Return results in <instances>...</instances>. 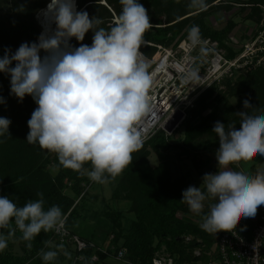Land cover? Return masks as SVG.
Returning <instances> with one entry per match:
<instances>
[{
    "label": "clouds",
    "instance_id": "1",
    "mask_svg": "<svg viewBox=\"0 0 264 264\" xmlns=\"http://www.w3.org/2000/svg\"><path fill=\"white\" fill-rule=\"evenodd\" d=\"M119 4L120 13L105 28L101 18L77 11L75 0H50L38 14L43 31L37 40L22 43L15 52L6 48L0 58V74L10 77V95L18 102L31 97L36 104L26 142L55 154L60 167L101 185L133 163V153L143 146L138 124L150 107V62L141 47L153 27L151 17L140 0ZM193 4L203 7L204 0ZM24 9L20 5L18 11ZM89 32L91 45L81 43ZM188 38L193 48L201 43L198 26L188 29ZM185 79L201 77L192 68ZM235 116L239 127L217 121L212 128L219 142L217 171L205 174L200 187L185 189L180 200L192 214H203L201 230L212 235L231 232L241 218H254L264 206V168L252 173L230 167L255 155L264 157V110L246 98ZM10 124L0 117V138L11 137ZM38 196L23 206L0 196V253L17 231L29 250L41 232H61L62 209H46L43 194ZM38 255L43 264H56L58 251Z\"/></svg>",
    "mask_w": 264,
    "mask_h": 264
},
{
    "label": "trees",
    "instance_id": "2",
    "mask_svg": "<svg viewBox=\"0 0 264 264\" xmlns=\"http://www.w3.org/2000/svg\"><path fill=\"white\" fill-rule=\"evenodd\" d=\"M217 1L204 0V6L200 8L201 12L191 15L190 9L183 0H140L148 10L153 24V27L145 33L144 40L149 44L168 47L178 37L182 38L186 35L188 29L195 25L198 26L201 37L216 40L223 48L225 39L234 29V23L228 21L219 31L207 25V17L211 12L228 9L221 5H213ZM231 1L227 0L225 3L232 4ZM49 2L50 0H0V58L3 57L6 48L15 52L22 43H32L37 40L42 30L35 17ZM75 2L77 11H86L89 17L101 18L103 20L101 27L105 28L121 11L119 0H75ZM263 3L264 0H248L243 3L247 8L250 6L249 19L256 22L260 20V6ZM20 5L25 6L24 11H18ZM162 16H165L164 22L160 20ZM88 35L91 38L87 44L91 45L92 33L89 32L86 36ZM71 43L74 47H79L75 40ZM141 52L147 58H151L156 49L144 44ZM228 52V57L235 56L230 49ZM220 84L223 90L219 91L217 85L209 87L196 100L194 107L186 111L185 120L174 133L175 135L183 129L179 144H170L168 137L163 132H158L138 152L133 153V163L115 180L108 182L113 185L110 200L114 203L126 201L127 211L134 216L129 228L125 229L121 210L109 208L93 216L85 212L83 200L86 201L89 189L96 183L89 181L85 175L60 167L56 155L54 164L57 174L50 175L46 165L51 162L49 158L51 153L26 142L29 131L27 122L36 104L27 96L23 102H18L10 95V77L0 74V97L6 100V104L0 105V117H6L11 121L10 136L13 140L22 142L24 147L15 150L11 147L12 151H8L6 155L0 150V196H7L18 206H23L30 200L39 199L38 193H42L45 208L59 206L66 218V228L72 234L93 244H95L92 241L94 233L99 229L98 227L97 230L83 234L87 236L86 238L76 233L83 232L84 227H78L80 232L75 227L79 222H98L97 224L105 231L104 240L107 238V231H109L108 239L110 236L113 237V251H109L108 254L115 256L119 250H125L124 260L130 264H151L152 259L160 252L174 257L183 253L187 247L194 248V242H189L186 246L183 244L184 238L197 233L196 228L180 218V215L185 216L190 213L187 205L180 201L182 192L189 186H194L191 172L182 170L183 160L189 161L194 170H199L202 165L201 154L212 152L208 149L209 145L218 141L215 133L212 132L214 124L217 121L224 124L234 122L239 127V117L235 114L243 111V101L246 98L250 99L258 109L264 110V69L246 75L234 74ZM239 96L243 98L242 103L234 109L228 104V99ZM150 152L157 157L158 164L155 167L150 165ZM261 159L262 156L259 155L250 158L253 161ZM68 184L73 196L64 192ZM78 198L81 199L79 202ZM236 229L240 230L238 227ZM247 238L250 239L251 236ZM52 241H55L53 232H41L32 242L31 250L23 241L24 250L19 259H14L5 249L0 253V264H27L30 261L29 264H43L38 254L41 250L48 251L45 242ZM76 255H81L83 259L73 263ZM94 255L98 256V262L91 261ZM107 257L88 248L79 254L71 253L70 258L58 256L56 264L65 262L104 264Z\"/></svg>",
    "mask_w": 264,
    "mask_h": 264
},
{
    "label": "built area",
    "instance_id": "3",
    "mask_svg": "<svg viewBox=\"0 0 264 264\" xmlns=\"http://www.w3.org/2000/svg\"><path fill=\"white\" fill-rule=\"evenodd\" d=\"M261 33L250 45H245L240 54L228 57L220 44L209 37H200L201 43L193 48L188 33L178 37L170 46L145 43L156 49L149 60V72L152 86L149 91L150 107L138 124L143 143L158 132L166 137L172 136L185 120L186 111L193 108L198 97L209 87L219 84L234 74H242L264 68V19ZM203 50V51H202ZM196 68L201 77L199 81L189 82L187 73ZM66 220V218H65ZM55 242L63 248L71 249L79 254L88 248L103 255L108 254L107 248L81 239L72 234L65 226L60 233H54ZM113 237L110 236L108 244ZM113 250V247H110ZM126 251L119 250L115 256L117 261H125ZM217 260L213 264H264V206L258 207V222L248 239L243 233L233 228L231 232H222L216 244ZM199 256L198 253H195ZM76 255L73 263L82 261ZM98 262V256L91 258ZM151 264H175L167 253H158Z\"/></svg>",
    "mask_w": 264,
    "mask_h": 264
},
{
    "label": "rangeland",
    "instance_id": "4",
    "mask_svg": "<svg viewBox=\"0 0 264 264\" xmlns=\"http://www.w3.org/2000/svg\"><path fill=\"white\" fill-rule=\"evenodd\" d=\"M226 1L227 0H218L217 2H215L213 4L216 6L221 5V7H228V9L211 12L207 17V25L211 29L219 31L225 27V25L228 21H232V23H234V29L230 32V34L225 39V41H224L225 46L223 48L226 50V52L228 54H229L228 49H230L232 51V53H234V55H236V54H240L243 51V48L245 45H250L252 42H254L256 37L263 30L261 25H262V20L264 19V3L260 6L261 7L260 8L261 9V18L258 22H256L255 20L248 18V14L250 12V6H248L249 8H247L246 6H243V3H246L248 0H232L231 1L232 4L225 3ZM183 2L187 5L188 9H190V12L192 13L191 15H196L199 12H201L200 11L201 7L194 5L193 0H183ZM38 14L35 17V20H36L37 24L40 26L41 30H43L42 25H41V21H40V17ZM160 20L162 22H164L165 16L160 17ZM90 38H91L90 35L85 36L84 41H82L81 43L87 44L88 41L90 40ZM151 58H148V60H151ZM261 69L262 68L256 69L254 71H249L246 73L242 72V74L246 75L248 73H252V72H255V71L261 70ZM220 83L215 84V85H217V88L219 91L223 90V87L221 86ZM242 100H243V98L240 96L230 98V99H228V104L231 107H233L234 109H237L239 107V103H242ZM182 135H183V129H180L175 135L173 134L172 136L168 137V141L170 142V144H173V145L179 144L182 140ZM152 138H153V136L150 139H148L147 141H145L143 143V145L146 144L147 142H149ZM0 144H1L0 150H2V153L4 155H6L8 151H12L11 147L14 150H15V148L24 149V147L22 146V142H20L19 140H13V137L0 138ZM218 148H219V142L217 141V142H214L211 145H209L208 149H209V151L210 150L213 151V150H218ZM149 155H150L149 156L150 165L152 167L157 166L158 160H157L156 155L153 152H150ZM202 155L203 154H201V156ZM54 156H55V154H52V153L50 154L49 158L51 159V162H49L46 165V170L52 176H55L57 174V168L54 164V161H55ZM186 161L187 160H183V162L181 164V167L183 168L182 169L183 172H186L187 170L193 171L194 169H193L191 163L189 161H187V162ZM112 190H113V185L111 183H107V184H103V185L93 184L92 188H90L88 191V194L86 196L87 197L86 201L83 200L84 201L83 207L84 208L86 207L85 212L89 216H93L94 214L95 215L98 214L101 210H107L109 208L121 210L123 213V218H124V220H123L124 227H125V229H128L131 222L134 219V216H133V214H131L127 211L128 210V203L126 201L121 200L117 203H114L113 201L110 200ZM64 192L67 195L73 196L72 192L70 190L69 184L66 187ZM79 200H81V199L78 198V202H79ZM79 205H81V202ZM102 222H103V219H102ZM97 223L98 222H93V221H89V222H85V223L79 222L77 224V227H75V229L80 232L81 230L78 227L83 226L84 229H83V232L81 231V233L82 234H88L90 231L96 230V227H98L100 230L98 229L94 233V240L98 244H101V243L104 244V242H106L108 239L109 231L106 232L107 238L105 239L106 240L105 241L104 240L105 231H103L102 226H99V224H97ZM99 223H101V222H99ZM104 223H106V222L104 221ZM49 245L50 246H48V249L58 251V256H60V257H63V258L68 257L69 258V256H65V254H64L65 252H67L69 255H71V253L73 254V251L71 249L60 247L55 241H52L51 243H49ZM107 247H103V248H107ZM23 248H24V242L20 239V233L17 231L16 235L12 239L9 240V244H8V247L6 248V250L13 255L14 259L15 258L19 259L20 257H22V253L24 250ZM160 253H163V252H160ZM29 263H27V264H29ZM14 264H18V263H14ZM63 264H68V263L65 262Z\"/></svg>",
    "mask_w": 264,
    "mask_h": 264
},
{
    "label": "crops",
    "instance_id": "5",
    "mask_svg": "<svg viewBox=\"0 0 264 264\" xmlns=\"http://www.w3.org/2000/svg\"><path fill=\"white\" fill-rule=\"evenodd\" d=\"M217 150H213L210 153H204L201 156L202 165L200 166L199 170L190 171L192 174V179L194 182L195 187H200L202 183V177L207 173H215L217 171V161L215 159V152ZM232 168H246L250 172L255 173L257 170L264 168V157L261 160L253 161V160H246L241 161L239 164L230 166ZM205 213L208 211L207 202L205 205ZM203 215V214H202ZM202 215L196 216L191 212L187 215H181L180 218L190 223L194 228L197 229V233L195 235H189L188 237L184 238V246L187 243L194 242V248L188 249L185 248L183 253L174 255L172 257L177 264H213L217 260V253H216V244L217 240L222 232H218L216 235L208 234L201 230L200 224L202 222ZM258 222V210L257 215L254 218H241L237 224L234 226L236 229L237 227L240 228L238 230L240 233L245 234L246 236H251L252 230L256 226ZM97 230V229H96ZM78 235L87 236L76 232ZM89 238V237H88ZM98 247H107V250L113 251L110 247H113L112 243L108 244V239L106 242L98 244L94 239L92 240ZM188 245V244H187ZM195 253H198L199 256H196ZM104 264H130L126 261H117L111 255L106 258Z\"/></svg>",
    "mask_w": 264,
    "mask_h": 264
},
{
    "label": "bare ground",
    "instance_id": "6",
    "mask_svg": "<svg viewBox=\"0 0 264 264\" xmlns=\"http://www.w3.org/2000/svg\"><path fill=\"white\" fill-rule=\"evenodd\" d=\"M45 8H46V7H45ZM40 21H41V18H40ZM42 31H43V30H42ZM42 31H41V32H42Z\"/></svg>",
    "mask_w": 264,
    "mask_h": 264
},
{
    "label": "water",
    "instance_id": "7",
    "mask_svg": "<svg viewBox=\"0 0 264 264\" xmlns=\"http://www.w3.org/2000/svg\"><path fill=\"white\" fill-rule=\"evenodd\" d=\"M104 4V3H103Z\"/></svg>",
    "mask_w": 264,
    "mask_h": 264
}]
</instances>
